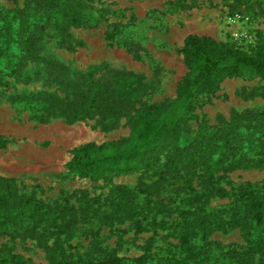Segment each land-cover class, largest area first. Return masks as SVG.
<instances>
[{
	"label": "trees",
	"instance_id": "trees-1",
	"mask_svg": "<svg viewBox=\"0 0 264 264\" xmlns=\"http://www.w3.org/2000/svg\"><path fill=\"white\" fill-rule=\"evenodd\" d=\"M87 3L86 0H28L21 8L0 5V74L22 77L27 66L40 58L42 43L50 33L61 37V47L72 50L73 35L69 29L88 25ZM111 38L109 35L108 39ZM180 53L188 71L178 84V96L191 105L201 101V96L211 101L225 78L240 75L241 65H248L264 75V36L250 49H244L211 36L190 34ZM48 61L50 69L54 68L48 76L61 91L18 95L31 106L35 118L46 122L61 117L76 122L97 117L103 128L110 130L117 125L119 117L124 116L130 135L102 143H83L73 149L66 163L70 173L106 183L113 202L109 211L102 210L104 204L96 208L90 199L84 201V207H76L68 196L64 197L63 205H47L35 194L40 185L35 184L28 192L15 177L0 175V237H7L11 243L10 246L0 245V264H36L14 252L12 244L18 239L35 241L49 255L48 264L153 263L154 254L124 258L103 248L99 237L103 225L113 226L124 219L131 221L136 232L144 229L138 217L142 208L140 193L145 191L116 185L113 179L152 170L160 174L162 180H167L169 175L180 180L192 193L188 200L195 205L194 210L183 212L176 224L179 255L175 252L158 261L164 260L165 264H264V180L246 181L231 188L220 183L227 178V173L236 169L264 167V110L238 112L232 121H221L214 126L201 120L193 133L180 122L176 126L165 122L159 125L158 117L165 108L162 103L141 111L117 110L118 98L131 100L136 92L134 83L138 76L133 71L102 63L85 72L74 71L78 76L72 79L69 66L54 58ZM103 68H110L107 71L112 78L107 82L94 78L97 70ZM35 75L42 73L36 71ZM258 91L260 93V89H253L251 94ZM133 104L132 101V107ZM192 119L200 121L198 115H192ZM0 145H3L1 138ZM197 175L201 190L193 184V177ZM214 194L232 201L224 208L210 210L208 200ZM89 213L94 221L88 217ZM79 221H84L86 226H78ZM233 228L241 229L246 239L245 251L230 250L210 258L207 254L209 236ZM89 232L94 238L96 255L70 252L75 249L71 240Z\"/></svg>",
	"mask_w": 264,
	"mask_h": 264
},
{
	"label": "rangeland",
	"instance_id": "rangeland-1",
	"mask_svg": "<svg viewBox=\"0 0 264 264\" xmlns=\"http://www.w3.org/2000/svg\"><path fill=\"white\" fill-rule=\"evenodd\" d=\"M27 1L0 0V5L21 8ZM86 1L88 25L69 29L73 35L72 50L61 47V37L50 33L42 43L40 58L27 66L22 77L0 74V138L3 143L0 145V175L15 177L24 191L31 192L32 186L40 185L35 194L47 205H63L64 197L68 196L76 207H84V201L90 199L96 208L104 204L102 210L109 211L113 202L106 183L72 174L66 163L73 149L83 143L128 137L127 119L120 116L117 125L110 130H105L97 117L76 122L56 117L40 122L33 116L31 106L18 95L61 91L48 76L54 72L48 60L54 58L70 67L72 79L78 76L74 71L85 72L102 63L133 71L138 76L134 83L136 92L131 100L118 98L117 110L141 111L162 103L165 108L158 117L159 125L165 122L176 126L180 122L195 133L201 120L214 126L221 121H232L238 112H261L264 110V75L248 65H241L239 76L225 78L211 101H206L207 97L201 94V101L191 105L178 96L177 89L188 71L180 53L185 38L190 34L207 35L250 49L264 36V0ZM108 69L97 70L94 78L101 82L111 80ZM36 71L42 75L36 76ZM256 88L260 93L251 94ZM192 115H198L200 121H194ZM196 172L199 173V169ZM263 180L264 167L240 168L227 173V178L220 183L231 188L246 181ZM228 181L231 183L227 184ZM113 183L145 191L140 193L142 208L138 217L144 229L136 232L128 219L115 222L113 226L103 225L99 236L102 247L129 259L154 254L155 261L151 264H165L158 259L175 252L179 255L176 224L183 212L195 209L194 203L188 200L192 195L190 190L173 175L162 180L153 170L120 175L114 177ZM193 184L202 189L198 175L193 177ZM231 201L229 197L214 194L208 200V208H224ZM90 213L88 217L94 221ZM77 224L86 226L84 221ZM93 228L97 227L93 225ZM93 239L90 232L77 235L71 240L75 249L70 252L95 256ZM209 240L207 254L212 259L230 250L245 251L246 239L240 228L213 232ZM2 244L11 245L7 237H0ZM12 245L14 252L25 259L36 264L49 263V255L35 241L18 239Z\"/></svg>",
	"mask_w": 264,
	"mask_h": 264
}]
</instances>
